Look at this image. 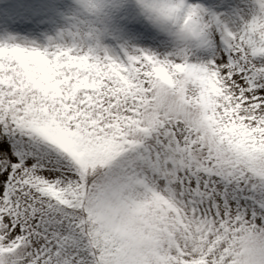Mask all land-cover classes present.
<instances>
[{
  "label": "snow or ice",
  "instance_id": "6c2138e0",
  "mask_svg": "<svg viewBox=\"0 0 264 264\" xmlns=\"http://www.w3.org/2000/svg\"><path fill=\"white\" fill-rule=\"evenodd\" d=\"M76 0L59 43L0 37V264H264V0ZM231 24V26H230ZM154 29L156 31H154Z\"/></svg>",
  "mask_w": 264,
  "mask_h": 264
},
{
  "label": "rangeland",
  "instance_id": "374dc122",
  "mask_svg": "<svg viewBox=\"0 0 264 264\" xmlns=\"http://www.w3.org/2000/svg\"><path fill=\"white\" fill-rule=\"evenodd\" d=\"M205 6L214 5L213 10L222 13L229 21L237 16L240 21L250 22L258 10L255 0H200ZM116 7L110 10L108 32L102 40L110 55H123L130 47H153L157 51L165 45L175 46L167 33H159L156 44L139 43L131 34L132 24L149 23L139 11L137 0H115ZM78 9L76 0H0V37L14 34L42 47L50 42L59 43V35L69 27V17ZM231 26V24H230ZM154 31H156L154 29Z\"/></svg>",
  "mask_w": 264,
  "mask_h": 264
}]
</instances>
